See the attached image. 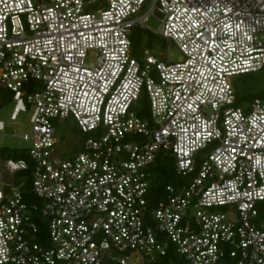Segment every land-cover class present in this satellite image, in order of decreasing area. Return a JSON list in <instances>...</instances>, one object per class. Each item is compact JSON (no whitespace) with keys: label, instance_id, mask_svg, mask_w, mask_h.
<instances>
[{"label":"built area","instance_id":"1","mask_svg":"<svg viewBox=\"0 0 264 264\" xmlns=\"http://www.w3.org/2000/svg\"><path fill=\"white\" fill-rule=\"evenodd\" d=\"M146 2L0 0V88L32 109L31 164L0 158V264H264V96L245 111L231 79L264 69V0ZM153 11L179 60L132 56ZM160 152L188 180L150 208Z\"/></svg>","mask_w":264,"mask_h":264},{"label":"rangeland","instance_id":"2","mask_svg":"<svg viewBox=\"0 0 264 264\" xmlns=\"http://www.w3.org/2000/svg\"><path fill=\"white\" fill-rule=\"evenodd\" d=\"M151 4L152 0H147L142 10L137 15L146 13ZM161 24L162 20L160 15L153 11L147 21L148 28H141V26L138 27L139 29H143L144 32L146 30L148 31V33L145 34L147 45H145V43L144 48L146 47L151 53L157 55L165 62L177 61L182 55L179 49L175 45L169 46L168 42L163 37L160 38L157 36L156 32H154L159 30ZM135 55L141 60L143 52L140 51ZM231 79L237 90V100L235 105L242 107L245 111L250 109V102L253 97L264 96V69L248 75L234 76ZM14 103V100L0 103V120L4 122V129L0 130V158L2 159H17L14 156V152L18 149L29 148V142L23 140L22 136L25 133H31L32 131L29 122L32 109L29 108V111L22 112L17 119L14 120L11 119ZM136 103L137 109L147 110V112L149 111L150 101L146 91L142 92L140 100ZM55 125L57 127V132L62 139L60 147L70 150V152L67 151V155L83 149V141L88 134L81 133L80 130L77 133L75 131V121L72 118H67L61 122L60 120H57ZM73 137L75 138V143L72 142ZM28 162L31 164L30 157L28 158ZM260 203L258 204L259 208Z\"/></svg>","mask_w":264,"mask_h":264},{"label":"trees","instance_id":"3","mask_svg":"<svg viewBox=\"0 0 264 264\" xmlns=\"http://www.w3.org/2000/svg\"><path fill=\"white\" fill-rule=\"evenodd\" d=\"M138 27H140V25L133 26L131 35H130L131 54L133 57H136V58H137V56L135 55L136 53L140 51L143 52L145 49H147L146 47L144 48V44L146 43L145 34L148 33V31L146 30L144 32L143 29H139ZM141 28L143 27L141 26ZM157 36L162 38V36H160L159 34H157ZM145 45H147V43ZM252 73H245L241 75H248ZM241 75H238V76H241ZM39 85H40L39 82L32 81L30 82L29 86H34V88H37V86ZM234 88H235L236 100H237V90L235 86ZM255 97H259V96H255ZM9 100H13V93L7 90L6 88L1 87L0 88V103H4L5 101H9ZM139 113L142 116L148 115L147 110L146 111L139 110ZM79 130L80 129L75 125V131L78 133ZM14 156L17 159L25 158L26 160H28L29 151L28 149H25V148L18 149L16 152H14ZM150 170H151V179H150L151 181H150V186H149L148 194H147V199H148L150 208L154 207L157 204V202L165 196V189L167 185L172 184L175 186H179L187 182L188 180V178H183L179 174H177L175 170V162L173 158L169 155H164L162 152L158 154L155 164L151 167ZM19 172L17 173V177L21 180H25L24 189L26 190V193L30 194L31 173H32L31 166L29 167V169L22 170ZM31 196L33 198V195ZM259 209L261 212V218L264 219V216H263L264 201L260 203ZM40 228H41L40 233L43 234L45 232L44 226L42 225ZM170 256H172L173 258H176L175 256H173V254H171Z\"/></svg>","mask_w":264,"mask_h":264},{"label":"crops","instance_id":"4","mask_svg":"<svg viewBox=\"0 0 264 264\" xmlns=\"http://www.w3.org/2000/svg\"><path fill=\"white\" fill-rule=\"evenodd\" d=\"M75 138L73 137V140H74ZM73 140H72V142H73Z\"/></svg>","mask_w":264,"mask_h":264}]
</instances>
